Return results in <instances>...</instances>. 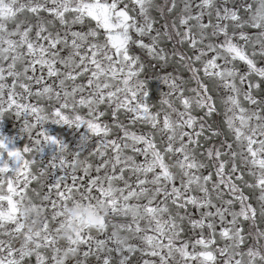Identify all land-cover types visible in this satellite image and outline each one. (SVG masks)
I'll list each match as a JSON object with an SVG mask.
<instances>
[{
  "label": "snow or ice",
  "instance_id": "snow-or-ice-1",
  "mask_svg": "<svg viewBox=\"0 0 264 264\" xmlns=\"http://www.w3.org/2000/svg\"><path fill=\"white\" fill-rule=\"evenodd\" d=\"M0 121V264H264V0H0Z\"/></svg>",
  "mask_w": 264,
  "mask_h": 264
},
{
  "label": "clouds",
  "instance_id": "clouds-1",
  "mask_svg": "<svg viewBox=\"0 0 264 264\" xmlns=\"http://www.w3.org/2000/svg\"><path fill=\"white\" fill-rule=\"evenodd\" d=\"M69 213L73 216L79 214V213H82L84 211L83 208H78L76 206H73V205H69V209H68Z\"/></svg>",
  "mask_w": 264,
  "mask_h": 264
},
{
  "label": "flooded vegetation",
  "instance_id": "flooded-vegetation-1",
  "mask_svg": "<svg viewBox=\"0 0 264 264\" xmlns=\"http://www.w3.org/2000/svg\"><path fill=\"white\" fill-rule=\"evenodd\" d=\"M9 119H11V117H9ZM16 124H17V126L19 125V120L17 119V121L15 122ZM4 125H3V122L2 121H0V127H3Z\"/></svg>",
  "mask_w": 264,
  "mask_h": 264
}]
</instances>
